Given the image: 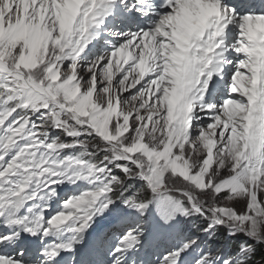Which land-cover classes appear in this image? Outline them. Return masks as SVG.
<instances>
[{
    "label": "snow or ice",
    "instance_id": "snow-or-ice-1",
    "mask_svg": "<svg viewBox=\"0 0 264 264\" xmlns=\"http://www.w3.org/2000/svg\"><path fill=\"white\" fill-rule=\"evenodd\" d=\"M0 264H264V0H0Z\"/></svg>",
    "mask_w": 264,
    "mask_h": 264
},
{
    "label": "trees",
    "instance_id": "trees-1",
    "mask_svg": "<svg viewBox=\"0 0 264 264\" xmlns=\"http://www.w3.org/2000/svg\"><path fill=\"white\" fill-rule=\"evenodd\" d=\"M257 260H259V257H257Z\"/></svg>",
    "mask_w": 264,
    "mask_h": 264
}]
</instances>
